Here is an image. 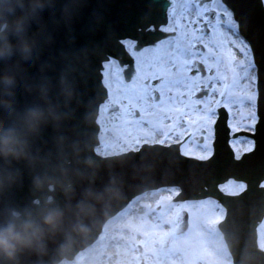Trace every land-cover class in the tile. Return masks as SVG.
I'll list each match as a JSON object with an SVG mask.
<instances>
[{"label":"water","instance_id":"water-1","mask_svg":"<svg viewBox=\"0 0 264 264\" xmlns=\"http://www.w3.org/2000/svg\"><path fill=\"white\" fill-rule=\"evenodd\" d=\"M165 4L166 0H0V19L25 20L21 33L8 31L12 54L0 57V130L15 129L25 146L18 156L0 155V225L17 212L21 219L30 216L42 230L40 240L21 247L14 258L0 255V264L71 259L135 195L164 185L180 187L175 199L211 196L222 202L225 215L217 226L233 264H264V251L256 243V227L264 214V188L259 186L264 179L261 0H227L257 62L254 132L233 133L252 137V150L234 157L223 106L214 124L213 154L207 159L184 156L172 145H145L106 157L93 149L98 131L95 117L105 98L102 62L113 53L121 60L127 58L119 44L124 37H135L143 45L164 37L157 27L166 22ZM150 25L153 30L147 29ZM25 45L30 60L23 58ZM193 63L198 66L190 73L203 74V66ZM210 151L193 156H207ZM230 177L247 181L248 188L237 196L224 195L218 184ZM48 212L55 213L52 224L44 221ZM175 220L174 231H185L187 213L180 210Z\"/></svg>","mask_w":264,"mask_h":264},{"label":"snow or ice","instance_id":"snow-or-ice-1","mask_svg":"<svg viewBox=\"0 0 264 264\" xmlns=\"http://www.w3.org/2000/svg\"><path fill=\"white\" fill-rule=\"evenodd\" d=\"M165 7L168 15L166 17L167 22L161 26L162 31L175 33L179 27L181 29L180 36L175 38L168 37L160 40L159 43L149 46L139 43L135 37H124L119 40L123 51L133 58L135 68V75L131 76L132 86L125 90L127 94L124 95V99L129 101L130 105L132 98L137 102L144 101L148 109H155L156 113L159 114L155 123L152 119L145 120L143 116L139 121H135L134 134L129 133L128 137L137 144H141L142 138L152 137L154 144L158 143L161 146L170 147L169 142L173 141L172 133L181 122L187 121L189 128L198 125L195 130L199 131L202 138L205 139L203 145L198 144L197 147L200 148L202 153L206 154L210 151L206 136L216 123L217 112L206 101H197V103H204L205 107L196 113L192 105L183 103L184 92L181 91V89H186L189 96H191L188 73L191 71V67L198 66L193 61L200 51L195 48L192 42L196 41L208 50L205 55L200 57V60L204 65L208 66L209 70L215 69L216 75L210 77V79L218 82L227 81L229 78L228 73H231V84L225 83L219 95L231 100L232 89L237 87L238 80H247L249 87L244 93V99L247 100L252 109H255L259 93L258 90L256 92L251 90L252 82L258 79V76L253 74L257 68L253 46L241 35L239 19L234 16L233 11L227 4V0H210L209 3H204L202 0H184L182 3H177L176 0H171L170 8L168 0H166ZM187 24L199 25L198 28H193L191 36L183 31ZM206 29H211V33H208ZM181 38L184 39L185 43H180ZM173 44L176 45L174 57H170L165 62V50ZM233 49L240 52L244 59H238ZM162 62L170 65L171 69H179L174 73L173 78H168L173 74L167 66L159 70V77L152 72L153 69H158ZM126 67L127 65L121 62L119 54L113 53L106 57L100 67L101 82L105 88L112 90L114 83L117 89L123 87V70ZM145 69L152 74H145ZM157 78L161 81L158 85L149 86L145 83L143 86H137V82L141 79L147 81L148 79ZM174 90L176 92L175 97L168 95ZM213 91L215 92L216 89L213 88ZM156 92L159 93V99L155 97ZM109 96L111 97V91ZM151 99H156L155 104L147 103ZM107 102L112 101L109 100ZM114 102L118 105L120 104L119 100ZM120 106L122 107V105ZM224 106L229 107L227 104ZM137 107H139L141 112H145V108L140 107L139 103ZM156 113L146 112L145 115L152 116ZM169 113L172 115H169ZM190 113L196 114L195 120L192 119ZM126 115L132 116L134 114L129 110ZM169 119L172 120L171 127L163 123V121ZM248 119V127L254 130L256 116L253 111L248 113ZM230 127L238 130V126L231 124V122ZM186 134V131L181 129L174 142L179 146L183 155L193 156L195 153L190 149H184L181 143L183 136ZM143 142L147 143L148 141L144 139ZM199 158L205 159L206 156L201 155ZM227 185H231L232 188L226 187ZM248 186L247 181L230 177L219 185V190L224 195L237 196L245 191ZM259 186L264 188V182ZM183 207L193 216L203 219L209 224H218L224 218L220 215L222 211H225L222 202L211 196H206L196 201H186L183 203ZM195 227V234L200 235L199 226L196 225ZM151 231L158 235V226L152 225ZM209 242H214L212 241L211 233L209 234V240H202L198 245L193 243L192 234L182 237L173 234L171 247L165 250V254L174 251L177 245L183 244L185 251L191 258V264H198L200 260L208 256L209 249L207 245Z\"/></svg>","mask_w":264,"mask_h":264},{"label":"rangeland","instance_id":"rangeland-1","mask_svg":"<svg viewBox=\"0 0 264 264\" xmlns=\"http://www.w3.org/2000/svg\"><path fill=\"white\" fill-rule=\"evenodd\" d=\"M181 1L184 2V0ZM193 28H195L193 27V24H187L183 31L187 32L188 35L191 36ZM180 32L181 29L178 27L176 35H174L173 38L180 36ZM180 43H185L183 38H181ZM175 51L176 45L173 44L169 47V56L174 57ZM207 51L208 50L206 49L205 53H198L196 58L200 59V57L205 55ZM233 51L236 52L238 59H244L240 52L235 49H233ZM173 62H175V60H173ZM206 67L208 70V66ZM169 70L173 74L169 77L173 78L174 73L179 69H171L169 67ZM253 74L255 75V71ZM215 75V69H213L212 74H207L204 78H200L198 75L190 76L188 74L191 94L192 91L201 83L208 86L210 91L204 99L192 101V97L189 96L188 91L186 89H181V91L184 92L183 103L192 105V107L196 110V113L201 110L196 108L194 105L197 101H206L210 107L215 109L213 104L217 100V95L222 90L223 85L225 83L231 84L232 82L231 73H228L229 78L227 81L218 82L214 79H210V77ZM113 85H115V83ZM248 87L249 82L247 80H238L237 87L232 89V99L229 100L224 98L221 103L222 105H229V107H226L229 114V127L230 122L233 125L248 126V113L250 111L255 113V109H252L247 100L244 99V93ZM213 88L216 89L215 92L213 91ZM251 90L256 92L255 81L252 82ZM175 95L176 92L174 90L173 97H175ZM201 104L203 109L205 104ZM190 114L192 115L193 113ZM102 115L103 113L101 110L98 116L100 131L98 135L99 145L97 146V149L99 151L113 150L114 148H111V143L107 144L105 140V126ZM194 115L196 117V114ZM196 127H198V125ZM195 128L194 131L198 133ZM230 129L231 131L237 130L236 128L231 127ZM211 140L212 128L206 136V141L210 150ZM203 143L200 145L202 146ZM230 143L234 152L238 155L250 148L252 140L244 136H238L236 138H231ZM184 149H190L194 153H202L199 147L189 146L184 147ZM226 187L230 189L232 188L231 185H227ZM176 191L177 188L169 187L166 191L157 192L153 195H146V193L142 196L136 197L130 204L105 223L100 236L94 243L95 245H91L84 249L76 255L73 260H64L58 264H139V259L137 258L138 244L143 247L145 264H191V258L185 251V246L183 244L177 245L174 251L165 254V250L171 247V239L173 234H175L172 231L174 227L173 215L180 208L187 211L189 224L188 229L183 234H175L176 236L182 237L187 234H192L193 243L198 245L202 240H209V234H212V241L214 242H209L207 245L209 254L205 259L200 260L198 264H231L229 253L224 245L217 225L206 223L203 219L197 218L189 213V211L183 207V203L186 201H173L172 198L174 197ZM132 208L134 209L132 210ZM222 212L220 213L221 216H223ZM152 225L158 226V235L152 233ZM196 225L199 226L200 235L195 234ZM257 233L258 244L264 249V217L257 227ZM163 241L168 242L167 247L162 246Z\"/></svg>","mask_w":264,"mask_h":264},{"label":"flooded vegetation","instance_id":"flooded-vegetation-1","mask_svg":"<svg viewBox=\"0 0 264 264\" xmlns=\"http://www.w3.org/2000/svg\"><path fill=\"white\" fill-rule=\"evenodd\" d=\"M262 1H263V5H264V0H262ZM193 27L198 28V25H193ZM166 34L167 35H166L165 39L169 37V32H166ZM157 43H159V42H157ZM165 51H166V55H164V61L166 62L169 60V57H170L169 56V47ZM202 53H205V51ZM131 59L133 62V66H132L133 70L131 71V73L129 74V76L127 78L125 77V70H127L130 67L129 61L124 60V62H123V64L127 65V67L124 68V70H123L124 86L117 89L116 85H113L112 90L108 89L107 101L111 100L112 102H107L105 105V108H107L109 111L110 107H115V111L114 112H107L103 116L104 126H105V135L104 136H105L106 143L107 144L111 143V148H114L116 151L125 150V149H129V148H137L142 143H144L143 142L144 139H147V141H148L147 143L154 142L152 137H147V138H142L141 144H137L135 141L129 139L128 134L133 133V129L135 127V121H139L142 116L144 117L145 120L152 119L153 122L155 123L157 120V117L159 115L158 113H156L155 109H148L146 107V104L144 101L137 102L134 98H132L131 105H130L129 101L124 99V95L127 94L125 90L132 86L131 76L135 75L134 60H133V58H131ZM199 61H201V60L199 59ZM165 66H167L168 68L170 67V65H166L164 62H162L161 65L159 66V68L153 69L152 72L155 73L159 77V70L163 69ZM205 68H206V65H205ZM210 71L213 72V69L209 70V72ZM145 74L151 75L152 73H148L147 69H145ZM196 75H198L200 78H204V77H201L199 74H196ZM168 78H170V77H168ZM160 82L161 81L159 78L148 79L147 81L141 79L137 82V86H143L145 83L148 84L149 86H153V85L160 84ZM199 85H202V84H199ZM110 91H111V97L109 96ZM173 93H174V91L169 93L168 95L173 96ZM155 97H156V99H159V93L158 92L155 93ZM156 99L148 100L147 103L155 104ZM116 100L120 101L119 105L114 102ZM192 101H195V99L192 98ZM138 103H139L140 107L145 108V112H141L139 110V107H137ZM120 105H122V107ZM194 105L196 108L202 110V104L201 103L195 102ZM129 110L134 115H132V116L126 115V113ZM146 112H153L156 114L149 116V115H145ZM169 115H172V114L169 113ZM192 119L193 120L196 119L194 114H192ZM163 123L165 125H167L168 127H171L172 120L171 119L165 120V121H163ZM196 126L197 125L193 126L192 128H189L187 121L181 122L179 124V126L176 128V130L172 133L173 141H170L169 143H174L176 136L178 135L180 130L183 129L187 133L185 136H183V138L181 140L183 147H189V146L197 147L198 144L203 143L204 138H202L200 132L197 133V132L193 131ZM157 139H159V137H157ZM96 259H98V258H96ZM90 260H92V259H90ZM143 264H144V262H143Z\"/></svg>","mask_w":264,"mask_h":264},{"label":"clouds","instance_id":"clouds-1","mask_svg":"<svg viewBox=\"0 0 264 264\" xmlns=\"http://www.w3.org/2000/svg\"><path fill=\"white\" fill-rule=\"evenodd\" d=\"M24 24L23 17L11 22L0 19V57L11 55L13 51V45L8 39V31L11 29L19 34L24 30ZM22 55L25 60L31 59V52L26 45L22 49ZM24 147V142L15 129L0 130V155L18 156L24 151ZM13 216L14 218L6 224L0 225V255L10 259L15 257L21 247L38 242L42 234L40 226L30 216L23 219L20 218L19 213H14ZM54 220L53 212H48L44 216V221L48 224H52Z\"/></svg>","mask_w":264,"mask_h":264},{"label":"bare ground","instance_id":"bare-ground-1","mask_svg":"<svg viewBox=\"0 0 264 264\" xmlns=\"http://www.w3.org/2000/svg\"><path fill=\"white\" fill-rule=\"evenodd\" d=\"M176 2L177 3H180L181 1L180 0H176ZM157 192H159L158 190L157 191H151V192H147V194L146 195H149V194H156ZM134 208H132V210H133Z\"/></svg>","mask_w":264,"mask_h":264}]
</instances>
